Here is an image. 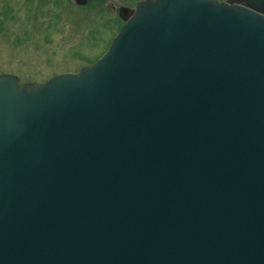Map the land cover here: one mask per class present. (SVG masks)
Instances as JSON below:
<instances>
[{"label": "water", "instance_id": "95a60500", "mask_svg": "<svg viewBox=\"0 0 264 264\" xmlns=\"http://www.w3.org/2000/svg\"><path fill=\"white\" fill-rule=\"evenodd\" d=\"M119 16L78 73L0 75V264H264V0Z\"/></svg>", "mask_w": 264, "mask_h": 264}, {"label": "rangeland", "instance_id": "374dc122", "mask_svg": "<svg viewBox=\"0 0 264 264\" xmlns=\"http://www.w3.org/2000/svg\"><path fill=\"white\" fill-rule=\"evenodd\" d=\"M123 1L101 0L99 10L73 0H0V74L40 85L90 65L118 29L119 10L130 11Z\"/></svg>", "mask_w": 264, "mask_h": 264}, {"label": "flooded vegetation", "instance_id": "af4514ba", "mask_svg": "<svg viewBox=\"0 0 264 264\" xmlns=\"http://www.w3.org/2000/svg\"><path fill=\"white\" fill-rule=\"evenodd\" d=\"M45 1H47V0H43V1H40V2H45ZM139 0H125V1H123L122 3L124 4V6L123 5H120V8L121 7H127V8H129V9H132V8H134V6L136 5V3L138 2ZM39 2V3H40ZM92 4V7L91 8H93V5H95V6H99V10H101V0H89V3H88V0H86V5H88L87 7L89 8V6ZM85 5V6H86ZM86 7V8H87ZM103 52H101L100 53V55L102 54ZM100 55H98L94 60H92V62L91 63H93L97 58H99V56ZM90 63V64H91Z\"/></svg>", "mask_w": 264, "mask_h": 264}]
</instances>
